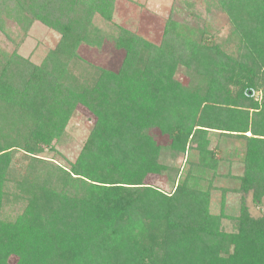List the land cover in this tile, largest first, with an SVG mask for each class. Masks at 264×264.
I'll list each match as a JSON object with an SVG mask.
<instances>
[{
    "label": "trees",
    "instance_id": "trees-1",
    "mask_svg": "<svg viewBox=\"0 0 264 264\" xmlns=\"http://www.w3.org/2000/svg\"><path fill=\"white\" fill-rule=\"evenodd\" d=\"M212 1L232 23L233 50L171 18L158 46L119 28L118 70L96 67L87 80L66 78L67 68L80 42L100 43L91 19H112L113 0H17L61 39L40 64L0 61V264L11 255L15 264H264V214L244 202L264 197V0ZM180 66L199 94L175 78ZM248 87L261 98L246 97ZM78 104L97 117L83 151L68 166L37 157ZM225 137L242 143L231 231L209 208ZM151 174L167 176L171 191L145 182ZM9 197L13 218L2 217Z\"/></svg>",
    "mask_w": 264,
    "mask_h": 264
},
{
    "label": "rangeland",
    "instance_id": "rangeland-1",
    "mask_svg": "<svg viewBox=\"0 0 264 264\" xmlns=\"http://www.w3.org/2000/svg\"><path fill=\"white\" fill-rule=\"evenodd\" d=\"M2 1L3 5L0 0V61H16L15 55H18L34 64H40L55 49L61 34L54 27L39 20L29 21L27 13L24 15L25 9L16 6L17 0ZM111 18L106 20L99 14L93 15L92 29H99L103 34L100 43L82 41L78 44L76 56L68 65L66 78L67 75L69 78L76 75L88 80L96 67L117 71L124 56L122 49L116 48L113 40L119 28L134 32L156 46L163 41L164 28L169 18L174 19L175 23L186 24L194 31L206 30L207 41L226 51L234 49L237 38L235 34H231L232 23L228 16L212 0H113ZM192 71L180 66L175 71V78L180 81L185 91L196 93L197 82L194 83ZM96 120L97 117L91 110L81 104L76 105L60 137H54L52 149L45 148L37 157L51 159L55 164L64 166L73 163L83 151ZM150 134L160 146L169 144L167 134L161 133L157 128L151 129ZM221 148L216 176L212 180L209 208L211 213L222 216V227L231 231L233 224L229 219L237 215L241 200V194L232 188L238 186L237 178L242 172V143L240 140L225 137L221 141ZM17 157L20 159V154ZM160 158L171 161L166 149L161 151ZM180 163V159L174 162L176 166ZM145 182L166 192L171 191L165 175H148ZM11 188L12 185L9 184L8 189ZM244 202L252 216L259 217L264 214V197L259 206L251 202V194L246 195ZM5 203L2 217L9 218L13 215V210L18 209V203L10 197ZM159 235L157 238L160 240ZM16 260L17 257L11 255L7 263L15 264Z\"/></svg>",
    "mask_w": 264,
    "mask_h": 264
},
{
    "label": "built area",
    "instance_id": "built-area-1",
    "mask_svg": "<svg viewBox=\"0 0 264 264\" xmlns=\"http://www.w3.org/2000/svg\"><path fill=\"white\" fill-rule=\"evenodd\" d=\"M243 94L246 97L253 98L254 100H259L261 98V92L253 87L245 88Z\"/></svg>",
    "mask_w": 264,
    "mask_h": 264
}]
</instances>
